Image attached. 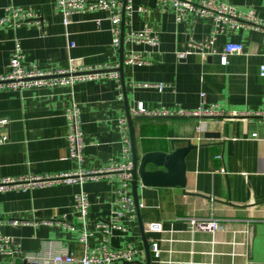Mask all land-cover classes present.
Here are the masks:
<instances>
[{
    "label": "crops",
    "instance_id": "crops-1",
    "mask_svg": "<svg viewBox=\"0 0 264 264\" xmlns=\"http://www.w3.org/2000/svg\"><path fill=\"white\" fill-rule=\"evenodd\" d=\"M123 2V0H121ZM239 12L264 15V0H219ZM132 7L124 14V35L150 29L159 37V45H127L123 42V59L128 51L145 62L143 66L123 65L119 85L112 79L77 83L72 87L30 88L12 91L0 89V118L8 120L6 144L0 145V179L28 175H50L74 171L76 163L68 160L65 110L78 104L83 134V168L95 170L120 161L121 143L117 119L142 103L147 110H194L204 100L206 106L226 113L259 111L264 103V80L259 65L264 42L259 32L243 29L218 36L215 48L219 55L202 57L198 53L178 59V52L189 50L192 41H201L211 31L207 20L188 18L176 22L169 4L158 6L156 0H127ZM31 8L41 17V27L25 23L19 27L0 26V75L8 71L16 44L24 56L25 69L46 71L119 66V48L112 47V12L89 11L72 15L63 26L56 0H0V19L7 7ZM147 11L141 13L137 8ZM97 25L96 21H99ZM227 43L243 46L240 55L220 62ZM143 84H162L142 88ZM122 95V99L119 98ZM203 94V97L201 96ZM137 156L147 152H170L186 146L190 140L196 149L185 158L186 186H143L137 181V199L144 237L149 246V264H264V125L257 118L131 119ZM200 126L202 131L197 133ZM220 139L205 137L221 131ZM252 134H257L252 138ZM218 157V158H217ZM224 171V174L221 173ZM76 185L56 184L44 189L0 193V220L50 222V225H3L0 232L11 237L25 252H36L41 242L55 240L73 255L79 264L85 248L78 242L81 225L74 209ZM89 210L86 217L91 236L89 250L104 241L96 224L106 221L116 198L114 178L87 182ZM214 218L223 229L214 233L191 232L188 219ZM69 224L73 230L66 229ZM150 224L161 231L151 232ZM126 232L114 231L111 249L131 245L135 256L130 263L147 264L139 233L138 220L122 224ZM159 249L158 257L150 250ZM0 264H25L19 256L0 255Z\"/></svg>",
    "mask_w": 264,
    "mask_h": 264
},
{
    "label": "built area",
    "instance_id": "built-area-1",
    "mask_svg": "<svg viewBox=\"0 0 264 264\" xmlns=\"http://www.w3.org/2000/svg\"><path fill=\"white\" fill-rule=\"evenodd\" d=\"M158 6L169 4L174 12L176 22L185 19H202L211 23V31L201 41H192L189 44V50L186 52H178L176 57L183 59L192 53H198L202 57L219 55L215 48L218 36L239 31L243 29H251L261 34L264 42V15L257 17L254 12H239L233 7L220 2L219 0H156ZM131 6L126 3L123 9L121 0H56V9L62 15V24H69L68 18L72 15L85 14L89 11H106L112 12L108 18L111 25L112 47L118 49L121 41V18L124 14L131 10ZM137 11L144 13L147 10L143 7L137 8ZM4 16L0 19V26L6 25L11 27H19L25 23H32L41 27V17L31 8L22 9L13 6L4 10ZM99 25L100 20L96 21ZM124 43L127 45H146L155 49L159 45L158 35L150 29H143L137 32H129L124 35ZM243 53V46L239 43H227L224 45L220 62L226 63L227 57L232 55H240ZM24 56L20 46L16 44L15 50L8 64V71L0 75V89L8 88L12 91L45 88V87H72L77 83L103 80L105 78L112 79L120 88V74L118 72H110L114 69L107 65L99 68H78L70 65L66 69L55 71H46L37 68L25 69L21 62ZM145 62L141 60L133 51H128L127 56L123 59L125 66H143ZM259 77L264 80V49L261 55V64L259 65ZM142 88H154L158 92H162L165 88L162 84H143ZM203 97V94L201 95ZM122 99V95L119 94ZM130 117H146V118H164V119H225L229 116L236 118H257L264 125V103L262 108L257 112L246 113H224L214 108L213 105L206 106L204 100L194 110H184L173 108L171 110H147L142 103H138L134 108L128 110ZM66 122V144L68 150V160L76 163L77 167L74 171L50 174V175H28L19 178L6 177L0 179V193L22 192L29 190L44 189L56 184L76 185L80 190L74 194V209L80 218L81 225L78 228L80 242L85 248L79 264H126L130 263L135 252L131 245H127L120 249H111L108 245L112 232H126L127 228L122 224H131L136 222L137 209L132 193V142L130 139L128 120L126 114H121L117 119V128L120 135L121 155L120 161L111 162L108 166L95 170H86L83 168V134L81 129V114L78 104L73 102L64 112ZM8 120L0 118V145L8 142ZM197 133L202 131L201 127L196 128ZM257 134H252V138H256ZM218 158V157H217ZM224 174V171L221 170ZM114 178L116 181V198L113 203V210L106 221L96 224V229L100 230L104 235V241L94 249L89 250L87 247V239L91 236L87 224L86 217L90 207L87 194L82 187L87 182H98L101 179ZM19 224H30L34 227L38 225H50V222H22L19 220L4 219L0 220V227L3 225L17 226ZM188 228L191 232H204L214 234L223 229L221 221L209 219H188ZM66 229L73 230L69 224H63ZM148 230L151 232L161 231L159 224H150ZM151 252L155 257L159 255L158 245L152 243ZM0 255L4 257L19 256L25 264H75L76 260L64 246L55 240H46L41 242V246L36 252H25L20 249L11 237L4 236L0 232ZM189 264H213L212 262H190Z\"/></svg>",
    "mask_w": 264,
    "mask_h": 264
},
{
    "label": "water",
    "instance_id": "water-1",
    "mask_svg": "<svg viewBox=\"0 0 264 264\" xmlns=\"http://www.w3.org/2000/svg\"><path fill=\"white\" fill-rule=\"evenodd\" d=\"M123 9L126 6L127 0H123ZM124 10L121 18V41L119 45V66L117 68L109 70L110 72H118L122 77L123 71V42H124ZM125 114L128 120V128L130 139L132 142V181H131V193L136 207L138 208L137 199V181L139 180L143 186L153 187H172L179 186L182 189L186 186V166L185 158L188 154L196 149V146L191 143L190 140H186V146L182 148H175V141H170V152L153 151L147 152L138 157L131 126V119L128 113V106L126 99H124ZM141 118V117H140ZM207 138L220 139L225 136V127L223 126L221 131L206 133ZM137 220L139 225V233L142 237L147 264L150 261L149 246L146 243L144 237V228L140 220L139 209H137Z\"/></svg>",
    "mask_w": 264,
    "mask_h": 264
}]
</instances>
